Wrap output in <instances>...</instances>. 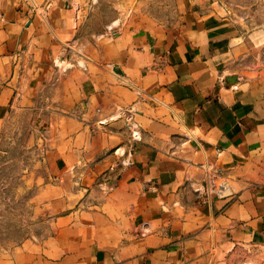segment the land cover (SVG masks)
Instances as JSON below:
<instances>
[{
  "label": "crops",
  "instance_id": "crops-1",
  "mask_svg": "<svg viewBox=\"0 0 264 264\" xmlns=\"http://www.w3.org/2000/svg\"><path fill=\"white\" fill-rule=\"evenodd\" d=\"M176 2L179 19L132 24L82 18L87 0H3L0 137L34 103L48 129L75 130L54 159L66 202L54 205L40 264L264 255V70L232 64L247 45L219 0ZM61 101L73 107L66 128L56 126ZM212 171L232 195L206 192Z\"/></svg>",
  "mask_w": 264,
  "mask_h": 264
},
{
  "label": "rangeland",
  "instance_id": "rangeland-1",
  "mask_svg": "<svg viewBox=\"0 0 264 264\" xmlns=\"http://www.w3.org/2000/svg\"><path fill=\"white\" fill-rule=\"evenodd\" d=\"M219 1L226 18L241 30L247 45L232 64L241 71L264 70V0ZM91 13L108 20L123 17L132 24L136 19L165 24L179 19L182 7L176 0H98L94 5L87 0V12L82 18ZM74 19L73 16L71 25L78 31L79 23ZM53 104L48 103V109L52 110ZM55 104L63 114L56 126L66 128L73 107L64 101ZM17 113L0 137V264H40V239L49 234L50 224L59 214L54 213L58 211L54 205L59 198L63 204L66 202V197L58 194L65 189L54 170V159L60 155L58 148L68 147L75 130L48 129L54 124L52 118L50 123L40 120V103ZM70 195L69 207H73L74 202L83 199L84 192ZM66 210V206L61 207L62 213ZM258 263L264 264V255Z\"/></svg>",
  "mask_w": 264,
  "mask_h": 264
},
{
  "label": "built area",
  "instance_id": "built-area-1",
  "mask_svg": "<svg viewBox=\"0 0 264 264\" xmlns=\"http://www.w3.org/2000/svg\"><path fill=\"white\" fill-rule=\"evenodd\" d=\"M206 192L218 198H225L233 194L230 181L222 171H212L208 175Z\"/></svg>",
  "mask_w": 264,
  "mask_h": 264
}]
</instances>
